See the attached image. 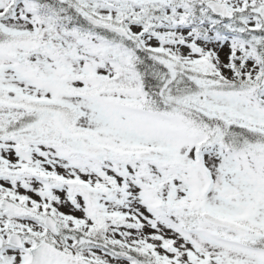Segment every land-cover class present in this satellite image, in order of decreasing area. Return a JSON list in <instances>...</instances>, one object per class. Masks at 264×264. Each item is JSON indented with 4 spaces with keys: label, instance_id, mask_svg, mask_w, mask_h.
<instances>
[{
    "label": "snow or ice",
    "instance_id": "obj_1",
    "mask_svg": "<svg viewBox=\"0 0 264 264\" xmlns=\"http://www.w3.org/2000/svg\"><path fill=\"white\" fill-rule=\"evenodd\" d=\"M0 264H264V0H0Z\"/></svg>",
    "mask_w": 264,
    "mask_h": 264
}]
</instances>
